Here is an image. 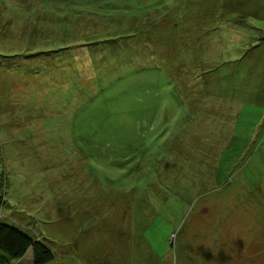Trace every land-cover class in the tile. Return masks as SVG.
<instances>
[{
  "label": "rangeland",
  "instance_id": "374dc122",
  "mask_svg": "<svg viewBox=\"0 0 264 264\" xmlns=\"http://www.w3.org/2000/svg\"><path fill=\"white\" fill-rule=\"evenodd\" d=\"M57 1L0 0V222L49 264H264V0Z\"/></svg>",
  "mask_w": 264,
  "mask_h": 264
},
{
  "label": "trees",
  "instance_id": "16d2710c",
  "mask_svg": "<svg viewBox=\"0 0 264 264\" xmlns=\"http://www.w3.org/2000/svg\"><path fill=\"white\" fill-rule=\"evenodd\" d=\"M34 1L35 0H32V2ZM46 1H50L47 3H53L52 1L58 2L57 0H46ZM59 2L62 3L63 9L65 10H71V9H74V7L75 8L78 7V6H75L77 4L72 3L71 0H59ZM91 4H95V3H91ZM99 7L101 11L110 10L112 12L114 9L115 11L117 10V7H114V8L101 7V6ZM129 15L134 16L135 14L132 12ZM129 24L131 25L130 29H134L137 26H139V21L137 20V18H132L130 19ZM118 38L120 39L119 50H121L124 48L126 39L123 37L122 34L119 35ZM84 39H77L75 41L63 42V43L56 42L52 44V45L57 44L55 45V47L51 46L50 49H46V47H43V48H40V52L39 50H33L32 52L24 51L21 53H14V54H18L21 57V60L23 61H28L29 63L31 62L33 66L35 67L34 72L37 73L40 69L42 70L50 69L49 66L47 67V65H41V63H37L39 61L37 60V57L40 56V54L44 55V58L50 59L51 55L55 54V56H57L58 54L62 53L60 51L65 50L64 53L66 51L67 53L62 54V55L66 56V58H70L69 60H71V57L73 55V60H74V59H78L77 58L78 54L83 56L84 53L87 51L88 53H90L91 49L83 48L86 45L90 44L91 46V44L95 45V44H99L102 42L101 39H98L100 41H96V42L95 40H93L91 43L83 42ZM113 40H117V37H114ZM52 47L56 49L51 50ZM113 47H116V46L114 45ZM78 48H80L82 52H78L80 51V49ZM103 48L104 46L100 47V51H102ZM29 55H33V57H29ZM57 57H60V56H57ZM86 57H83L84 60H86ZM60 58H63V57H60ZM30 248L32 249V259H33L34 264H49L54 260L53 252L51 251L50 247L46 244V242H44L42 239H40L39 237H33L25 230H22L21 228H18L17 226L13 224H5V223L0 222V264H16L22 258L25 257L26 253H28V250Z\"/></svg>",
  "mask_w": 264,
  "mask_h": 264
}]
</instances>
